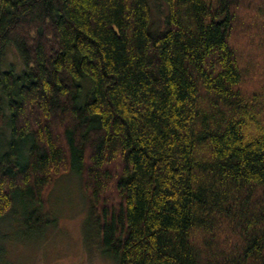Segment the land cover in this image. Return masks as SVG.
<instances>
[{
  "label": "trees",
  "instance_id": "trees-1",
  "mask_svg": "<svg viewBox=\"0 0 264 264\" xmlns=\"http://www.w3.org/2000/svg\"><path fill=\"white\" fill-rule=\"evenodd\" d=\"M162 2L0 0V263L73 173L115 264H264V0Z\"/></svg>",
  "mask_w": 264,
  "mask_h": 264
},
{
  "label": "rangeland",
  "instance_id": "rangeland-1",
  "mask_svg": "<svg viewBox=\"0 0 264 264\" xmlns=\"http://www.w3.org/2000/svg\"><path fill=\"white\" fill-rule=\"evenodd\" d=\"M149 1L153 24L157 27L158 21L166 16L167 9L162 0ZM8 60L15 64L16 70L21 67L15 52L10 51ZM47 203L51 213L57 218V226L48 229L43 238L28 239L25 242L15 240L8 247L10 263L115 264L97 249L88 250L84 244L83 228L90 204L81 191L78 176L69 173L57 179L47 197Z\"/></svg>",
  "mask_w": 264,
  "mask_h": 264
}]
</instances>
